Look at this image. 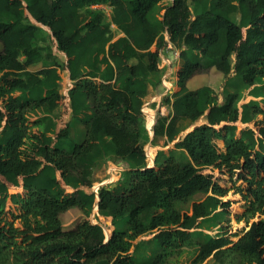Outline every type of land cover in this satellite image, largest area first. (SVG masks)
Returning <instances> with one entry per match:
<instances>
[{
    "label": "trees",
    "instance_id": "trees-1",
    "mask_svg": "<svg viewBox=\"0 0 264 264\" xmlns=\"http://www.w3.org/2000/svg\"><path fill=\"white\" fill-rule=\"evenodd\" d=\"M192 1L199 12L171 0L152 21L149 12L163 0H0V264H165L186 245L193 246L189 264L209 256L264 264V99L235 106L233 94L220 101L210 86H187L211 68L249 86L264 76V0ZM93 4L111 6L123 35L113 39L101 10L80 11ZM39 25L64 58L35 46ZM169 42L182 63L165 97L172 112L157 116L153 133L173 148L148 165L143 103ZM43 58L51 64L28 70ZM60 70L71 80L66 93ZM58 105L84 126L80 141H64L68 122L55 129L44 116H29ZM184 119L190 123L180 129ZM177 149L189 159L179 160ZM108 153L127 168L113 186L95 190L91 174ZM196 192L207 195L180 212L177 204ZM229 193L238 195L233 215L243 225L222 222L217 235L195 242L191 231L202 219L232 211ZM93 206L109 219L97 214L92 222ZM72 207L86 218L64 230L60 214ZM123 218L127 225L115 228ZM147 231L155 250L138 258L137 237Z\"/></svg>",
    "mask_w": 264,
    "mask_h": 264
},
{
    "label": "rangeland",
    "instance_id": "rangeland-1",
    "mask_svg": "<svg viewBox=\"0 0 264 264\" xmlns=\"http://www.w3.org/2000/svg\"><path fill=\"white\" fill-rule=\"evenodd\" d=\"M171 0H163V4L156 5L149 12V19L152 21H157L162 10L163 5L169 4ZM192 12L197 13L200 10V7L193 2L192 0H188ZM87 9H98L103 12V20L110 22V28L113 31V39L117 38L123 33L116 27L115 24L111 21L112 16V8L107 4H93L88 7H82L80 11L85 13L84 10ZM229 18L233 20L235 23L240 22V15L238 12L230 11L228 14ZM37 38L35 40V46L39 49V51L46 55L47 53H57L61 58L62 54L55 50L51 38L49 36L48 30L39 25L37 29ZM1 48V44H0ZM173 51L175 54V58H171L169 55V51ZM23 56H20V59H23ZM181 59L179 58V50L176 49L172 44L170 46H166L160 55L159 59V69L152 73L153 79H151L152 89L151 92L145 97L143 107L146 110L141 117V141L143 143V148L147 153V164L150 165L153 163L155 156L158 154L162 159L163 154L166 153L170 148H173V143H167L165 141V136H155L153 133V125L157 116L159 115H168L172 112V107L170 103L165 101V97L171 96L172 92L176 89L177 86V76L176 71L179 68L181 63ZM51 64V60L41 59L38 62L28 66V70L36 71L44 66H48ZM61 76V91L66 93L68 88L70 87V83H68V77L66 76L65 70H60ZM225 77L222 73L216 71L214 68L209 69L205 72H200L195 74L188 82L187 86L190 89L197 88L199 86L207 85L212 87L217 93L220 101H224L227 94H233L236 99L234 101V105H239L241 103H245L247 106L261 105L264 99V76L258 77L255 80V84L253 86H249L247 83H244L242 79L237 75H230L228 79L225 81ZM30 117L44 116V119L50 123L55 125L56 128H60L64 126L65 122H68V137L64 139L66 142L73 141L75 137L76 142L79 141L78 137V129L73 126V122H78L77 120H73L70 124V116L68 112L64 109L62 105H58L52 110L48 109H36L31 111ZM50 121V122H49ZM190 123L189 120H181L178 122V127L180 129L185 128ZM81 127V125H80ZM147 149L152 151L148 154ZM176 154L178 159L181 161H186L189 159L185 150L177 149ZM98 166L93 170L91 174V180L93 184V188L96 190L102 185H110L113 186L115 182L119 179H122L124 176V171L127 168L128 163L124 160H120L118 162H114L111 159L110 154H104L99 158ZM207 195L205 192H196L192 194L185 203L177 204V209L182 213H190L191 212V204L194 201H199L203 199ZM225 198H230L232 201V211L230 213H223L220 210L215 211L211 216L202 219L199 227L191 231L193 239L195 242H202L209 237L217 235L221 229V223L227 222L232 225L235 229L243 225V223H237L234 217V212L239 208V204L236 202L238 200V195H234L229 193ZM102 216V218L106 219L107 212L104 210H98L97 206H93L91 211L88 214V218L92 222H96V215ZM86 218L85 214L81 209L77 207H72L60 214V220L62 223V227L64 230H68L74 228L75 225ZM108 223V222H107ZM127 225V219L123 218L115 224V228L121 229ZM112 228V227H111ZM246 229L247 226L244 225ZM243 232H240L242 234ZM238 235V236H239ZM153 231H147L137 238L141 241L138 258H144L152 255L155 250V241L152 238ZM238 236L232 238V240H236ZM193 254V246H185L183 247L180 253H176L172 255L165 264H189L191 256ZM11 264V263H9ZM200 264H221L216 261L212 256L206 258Z\"/></svg>",
    "mask_w": 264,
    "mask_h": 264
},
{
    "label": "crops",
    "instance_id": "crops-1",
    "mask_svg": "<svg viewBox=\"0 0 264 264\" xmlns=\"http://www.w3.org/2000/svg\"><path fill=\"white\" fill-rule=\"evenodd\" d=\"M162 4H163V3H162ZM170 45H171V43L169 42V43H168V46H170ZM161 53H162V52H161ZM169 55H170L171 58H172V57L175 58V54H174V52L171 51V50L169 51ZM181 63H182V61H181ZM181 63H180V64H181ZM179 66H180V65H179ZM154 72H155V71H154ZM152 73H153V72H151L150 75H149V80L153 79V75H152ZM68 83H71V80H70V79H68ZM150 89H152V84L149 85V92H148V94L151 92ZM148 94H147V95H148ZM147 95H146V96H147ZM146 96H145V97H146ZM64 101H68V98L64 99ZM147 110L149 111L150 109H147ZM69 111H70V108H69ZM68 115L70 116V112L68 113ZM73 120H77V121H78V122H73V126H74V127H77V129H78V131H79L78 134H77V135H78L77 138H79V141H80V140L83 138V136H84V126L81 124V122H80L78 119H76V118H74V117H70V122H69V123L71 124ZM80 125H81V127H80ZM73 141H76L75 137L73 138Z\"/></svg>",
    "mask_w": 264,
    "mask_h": 264
},
{
    "label": "water",
    "instance_id": "water-1",
    "mask_svg": "<svg viewBox=\"0 0 264 264\" xmlns=\"http://www.w3.org/2000/svg\"><path fill=\"white\" fill-rule=\"evenodd\" d=\"M107 222H108V223H110V221H109V220H108Z\"/></svg>",
    "mask_w": 264,
    "mask_h": 264
}]
</instances>
